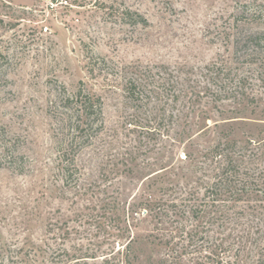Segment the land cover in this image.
I'll use <instances>...</instances> for the list:
<instances>
[{"label":"rangeland","instance_id":"rangeland-1","mask_svg":"<svg viewBox=\"0 0 264 264\" xmlns=\"http://www.w3.org/2000/svg\"><path fill=\"white\" fill-rule=\"evenodd\" d=\"M35 263L264 264V0H0V264Z\"/></svg>","mask_w":264,"mask_h":264},{"label":"trees","instance_id":"trees-1","mask_svg":"<svg viewBox=\"0 0 264 264\" xmlns=\"http://www.w3.org/2000/svg\"><path fill=\"white\" fill-rule=\"evenodd\" d=\"M75 97L78 98L77 103L75 104L76 109L74 113L66 115L67 121L71 122L72 119H74V127H72V130L75 132V139L87 138L86 132L93 128V126L94 133L99 132L102 129V102L99 98L93 99L87 94H82L81 89L77 90ZM67 101H71V99H67ZM63 108L67 110L66 112L71 110L69 109L70 105H65ZM90 118H92L93 121L89 122ZM87 144V141L86 143H82L81 148L87 146ZM244 189L245 185H243V190ZM147 204L149 205L151 202H147Z\"/></svg>","mask_w":264,"mask_h":264}]
</instances>
